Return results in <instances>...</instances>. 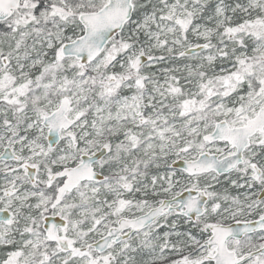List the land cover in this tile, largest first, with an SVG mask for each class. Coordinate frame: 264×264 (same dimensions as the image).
Listing matches in <instances>:
<instances>
[{"label": "snow or ice", "instance_id": "obj_1", "mask_svg": "<svg viewBox=\"0 0 264 264\" xmlns=\"http://www.w3.org/2000/svg\"><path fill=\"white\" fill-rule=\"evenodd\" d=\"M0 264H264V0H0Z\"/></svg>", "mask_w": 264, "mask_h": 264}]
</instances>
